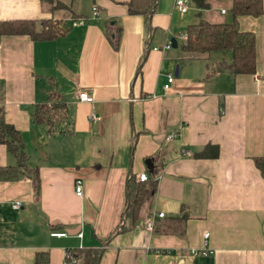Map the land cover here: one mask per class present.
<instances>
[{"label": "crops", "instance_id": "obj_1", "mask_svg": "<svg viewBox=\"0 0 264 264\" xmlns=\"http://www.w3.org/2000/svg\"><path fill=\"white\" fill-rule=\"evenodd\" d=\"M58 1L65 7L0 0V22L61 27L49 39L0 35V108L39 178L38 191L28 173L0 180V264H34L38 251L63 264L68 251L87 248L101 251L97 264H264V177L255 162L264 156V0L261 14L237 16L239 29L254 33L256 68L236 75L220 68L231 54L211 62V53L189 59L181 47L163 49L178 44L173 0H157L148 19L129 14V0ZM207 1L205 19L230 20L232 0ZM53 90L68 110L51 135L31 112ZM80 91L93 100L79 101ZM208 145L216 157L197 155ZM30 147L44 157L32 160ZM15 164L0 144V165ZM141 173L153 175L155 191L134 227L116 232L127 178Z\"/></svg>", "mask_w": 264, "mask_h": 264}, {"label": "trees", "instance_id": "obj_2", "mask_svg": "<svg viewBox=\"0 0 264 264\" xmlns=\"http://www.w3.org/2000/svg\"><path fill=\"white\" fill-rule=\"evenodd\" d=\"M50 9L65 7L58 0H44ZM199 9H208L207 0H191ZM157 0H129L127 2L129 14H142L148 19L155 11ZM263 12L262 0H232L230 8L231 19L223 23H211L204 19L191 23L186 28L187 40L181 48L194 59L202 54L214 51L231 54V62L222 61L220 68L233 74H252L256 68L255 36L249 31H241L238 26L237 16H257ZM42 28L37 30L33 21L15 20L0 22V35L2 34H27L34 39L52 38L61 31L56 22L44 21ZM117 36V35H116ZM110 42L116 46V38L108 34ZM67 104L57 91H49L46 100L34 106L31 112L33 123L47 127V132L54 135L64 129L67 121ZM0 144H4L7 151L15 158V165H0V180H16L24 173L31 175L32 183L38 191L39 178L36 168L29 167V156L24 150V142L19 130L6 122L3 109L0 108ZM201 157H216L218 147L208 145L197 154ZM256 166L264 177V156L255 158ZM156 181L150 173L147 180L138 181L130 175L126 181V202L122 213V220L118 231H125L134 227L139 218L140 211L155 191ZM69 252V259H80L79 264H97L101 251L99 249H81ZM34 264H49L47 251H38L34 256Z\"/></svg>", "mask_w": 264, "mask_h": 264}, {"label": "built area", "instance_id": "obj_3", "mask_svg": "<svg viewBox=\"0 0 264 264\" xmlns=\"http://www.w3.org/2000/svg\"><path fill=\"white\" fill-rule=\"evenodd\" d=\"M191 0H173V8L175 10H177L178 12H180L181 14H185L187 12L190 11L191 8ZM96 7H92V12L96 13ZM221 13H225V9L221 8L220 9ZM80 23H82V20H79ZM180 39L185 42L187 40V34L185 33H181L180 34ZM172 47V43L171 41H168L166 44L163 45V49H170ZM153 50H158V47H153ZM174 76L172 74H168L167 75V80L166 83L164 84L163 88L164 90H167L170 87L171 82L173 81ZM77 99L79 101L82 102H91L93 100L92 96H89L87 92L85 91H80L77 95ZM90 118L91 119H96V115L94 113L90 114ZM148 175L146 173H141L138 175L137 179L138 181H145L147 180ZM82 192V184H81V180L77 179L76 180V184H75V193L77 195H80ZM20 202H15L14 206H19ZM164 216V213L159 212L157 214L158 218H162ZM145 227L148 230H153V226H154V220L153 218H148L145 220L144 222ZM52 236H56V237H62L65 236L66 234L64 232H52L51 233ZM82 233L80 232L78 234V236H81ZM208 236V233L205 234V237ZM67 258L69 259V254H66V261L63 264H76L77 261L75 259L70 260V262L67 261Z\"/></svg>", "mask_w": 264, "mask_h": 264}, {"label": "rangeland", "instance_id": "obj_4", "mask_svg": "<svg viewBox=\"0 0 264 264\" xmlns=\"http://www.w3.org/2000/svg\"><path fill=\"white\" fill-rule=\"evenodd\" d=\"M170 3H171V0H167V6H169ZM191 9H192V6H191ZM205 10L206 9H199L194 4L193 9L186 15H181L177 12L174 13V15H173V26H172V36L171 37H176V35H177L176 38L178 39L177 46H175V47L172 46V48H171L174 52H175V50L178 51L179 48L181 47L182 43H183V41L180 39V34L186 32L187 24H189L190 22H193V21H198L199 19H204V20L208 21L207 19H205V15L207 14ZM201 12H202V14L200 15ZM227 18L231 19V14H230L229 9H228ZM227 53L230 54L229 52H227ZM222 55H223V53L221 51H214L210 55V61L212 62L216 58H221ZM28 151L31 154L32 160L36 157V155L44 157L41 149H38L35 151L34 148L30 147V148H28ZM26 154L29 155L28 153H26Z\"/></svg>", "mask_w": 264, "mask_h": 264}, {"label": "water", "instance_id": "obj_5", "mask_svg": "<svg viewBox=\"0 0 264 264\" xmlns=\"http://www.w3.org/2000/svg\"><path fill=\"white\" fill-rule=\"evenodd\" d=\"M171 42H172V45H173V46H176V39H175V38H172V39H171Z\"/></svg>", "mask_w": 264, "mask_h": 264}]
</instances>
